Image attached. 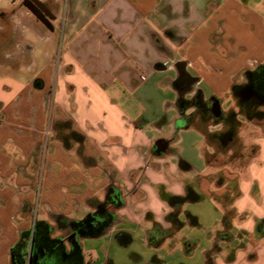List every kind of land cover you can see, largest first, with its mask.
Returning a JSON list of instances; mask_svg holds the SVG:
<instances>
[{
    "label": "crops",
    "instance_id": "0c3cea01",
    "mask_svg": "<svg viewBox=\"0 0 264 264\" xmlns=\"http://www.w3.org/2000/svg\"><path fill=\"white\" fill-rule=\"evenodd\" d=\"M38 1L51 24L0 0V264L37 220H81L111 189L115 221L81 239L83 253L89 238L108 242L103 264H116L114 243L138 242L136 264H264V142L247 164L219 165L221 127L179 104L197 92L234 103L264 62V3Z\"/></svg>",
    "mask_w": 264,
    "mask_h": 264
},
{
    "label": "flooded vegetation",
    "instance_id": "af4514ba",
    "mask_svg": "<svg viewBox=\"0 0 264 264\" xmlns=\"http://www.w3.org/2000/svg\"><path fill=\"white\" fill-rule=\"evenodd\" d=\"M24 4L29 7L30 5L35 7L46 21L47 15L54 16L47 11L38 0H24ZM244 77L245 79L243 82L233 88V92L235 91L234 96L238 103L237 109L231 107L227 111H224L222 109L221 100L216 96H211L207 101H204L201 98L202 95L200 92L194 95L191 102L186 101L187 104H185V106L190 103L195 104L197 107L195 110L196 112H199L203 117L205 116L212 121L214 125L221 126V130L216 134V137L219 145L223 147V149L233 145L237 141V128L240 123L239 115L251 120L263 119L262 113L264 112L261 108L264 107V62L245 71ZM182 83L184 84V81H180L181 85ZM182 90L184 91L185 89L182 88ZM186 118L189 119L190 116ZM121 197L119 191L114 189L109 190L103 202L96 203V208L93 212L102 207V205H104L109 212H112V208L121 206L117 203V200ZM55 231H61L62 234L54 235ZM50 233L51 239L58 238L65 243L69 255L71 254L72 243L74 241L81 242L82 239L78 235V231L74 230L68 219L59 218L56 225H51ZM45 240V246L41 251L30 253V249H28L27 254L22 255L21 258H12L11 264H62L60 262H54L55 258H50L56 249L60 248L58 242H53L48 239ZM66 262L67 264H80V258L76 254L70 255Z\"/></svg>",
    "mask_w": 264,
    "mask_h": 264
},
{
    "label": "rangeland",
    "instance_id": "374dc122",
    "mask_svg": "<svg viewBox=\"0 0 264 264\" xmlns=\"http://www.w3.org/2000/svg\"><path fill=\"white\" fill-rule=\"evenodd\" d=\"M264 3V0H251V5L253 7L256 6V3ZM258 9L259 7L256 6ZM245 79V77H243ZM236 99V97L234 96ZM224 104L223 109L228 110L231 107H234L237 109L238 103L237 100L233 103V97L232 94L229 93L226 96H223ZM264 112V107L261 108ZM263 119H247L245 117L240 118V123L237 128V141L229 146L223 149L219 144L215 146V153L212 155V159H217V163L219 165H226V164H232V165H244L247 164L252 159V155L247 151L250 146L251 148L257 149L258 148V142H264V113H262ZM211 124L213 122L211 121ZM221 127V126H219ZM260 147V145H259ZM105 199V198H104ZM205 202L204 205H200L201 208L204 206H210L208 203ZM205 207V208H206ZM197 205L192 206L190 205L191 211L194 213H200L199 212L201 208H199ZM198 209V210H197ZM83 211V210H82ZM82 211H77L73 214V217L80 218L83 214ZM203 215V214H202ZM51 221V219H49ZM210 219H205L203 217L202 224L204 227L210 228ZM53 225L54 222H53ZM62 234L61 231H55L54 235H60ZM84 264H103V261L105 259V253L108 248V242L103 241L101 238H89L86 240L84 244ZM132 251H136L140 254H147V249L143 245L142 242H138L135 245L129 246V247H120L117 244H113L110 249V255L115 257V263L116 264H136L131 258L130 254ZM61 258V257H59ZM60 261V260H59ZM62 264H67V262L63 261ZM140 264V263H137Z\"/></svg>",
    "mask_w": 264,
    "mask_h": 264
},
{
    "label": "trees",
    "instance_id": "16d2710c",
    "mask_svg": "<svg viewBox=\"0 0 264 264\" xmlns=\"http://www.w3.org/2000/svg\"><path fill=\"white\" fill-rule=\"evenodd\" d=\"M235 92V91H234ZM180 109L183 110L186 100L181 98L179 100ZM116 215L113 212H109L104 205L95 212H91L85 218L81 220L70 221L74 230L78 231V235L81 238L87 237H99L104 234L109 226L115 221ZM50 227L51 225L44 220H37L33 229L29 232H23L22 240L13 248V258H21L22 255H26L28 249L31 252H39L45 246V239L53 242H58L59 249H56L54 254L50 258H55L54 262L67 261L70 255H77L80 258V264H84V253L82 244L79 241L72 243L71 254L67 252V246L64 242L58 238H50ZM27 239V240H24ZM58 246V245H57ZM61 257V258H59ZM60 260V261H59Z\"/></svg>",
    "mask_w": 264,
    "mask_h": 264
},
{
    "label": "water",
    "instance_id": "95a60500",
    "mask_svg": "<svg viewBox=\"0 0 264 264\" xmlns=\"http://www.w3.org/2000/svg\"><path fill=\"white\" fill-rule=\"evenodd\" d=\"M54 18H55L54 16H48V15L46 16V19L50 24H51V21L54 20ZM220 110H221V108H220ZM155 144H156V152L157 153H163V152L167 151V149L169 147V142L165 139L157 140ZM122 201H123L122 197L119 200H117L118 205H122Z\"/></svg>",
    "mask_w": 264,
    "mask_h": 264
},
{
    "label": "built area",
    "instance_id": "2783aa9c",
    "mask_svg": "<svg viewBox=\"0 0 264 264\" xmlns=\"http://www.w3.org/2000/svg\"><path fill=\"white\" fill-rule=\"evenodd\" d=\"M51 137H52V129H51V124H49L46 130V142L44 143V148H43L44 155L48 147V140Z\"/></svg>",
    "mask_w": 264,
    "mask_h": 264
}]
</instances>
